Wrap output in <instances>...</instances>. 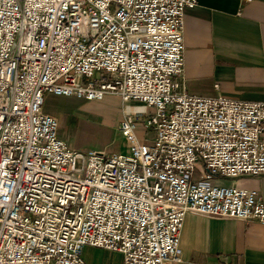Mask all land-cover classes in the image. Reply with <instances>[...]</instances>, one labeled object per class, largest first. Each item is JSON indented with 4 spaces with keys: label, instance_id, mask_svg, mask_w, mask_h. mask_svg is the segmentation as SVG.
<instances>
[{
    "label": "built area",
    "instance_id": "obj_1",
    "mask_svg": "<svg viewBox=\"0 0 264 264\" xmlns=\"http://www.w3.org/2000/svg\"><path fill=\"white\" fill-rule=\"evenodd\" d=\"M197 5L0 0V264H87L86 247L179 264L190 213L264 225L257 191L220 185L264 176V101L188 93L185 14ZM48 96L118 97L127 151L72 148Z\"/></svg>",
    "mask_w": 264,
    "mask_h": 264
},
{
    "label": "crops",
    "instance_id": "obj_2",
    "mask_svg": "<svg viewBox=\"0 0 264 264\" xmlns=\"http://www.w3.org/2000/svg\"><path fill=\"white\" fill-rule=\"evenodd\" d=\"M197 1L185 14L188 93L264 101V0ZM240 184L264 202V176H244ZM180 255L179 264H264V225L190 213Z\"/></svg>",
    "mask_w": 264,
    "mask_h": 264
},
{
    "label": "rangeland",
    "instance_id": "obj_3",
    "mask_svg": "<svg viewBox=\"0 0 264 264\" xmlns=\"http://www.w3.org/2000/svg\"><path fill=\"white\" fill-rule=\"evenodd\" d=\"M139 103L129 105L138 106ZM118 97H107L103 101L86 102L74 97H46L44 111L59 119V134L72 148L80 151H105L120 153L127 151L128 144L120 132L123 109L127 108ZM132 111L135 109H131ZM151 113L152 110H149ZM140 131H144L140 126ZM152 132L140 133L141 137ZM205 175L201 163L195 167L194 182ZM223 178L222 186L242 187L240 180ZM87 264H125L121 254L98 248L86 247L83 252Z\"/></svg>",
    "mask_w": 264,
    "mask_h": 264
}]
</instances>
